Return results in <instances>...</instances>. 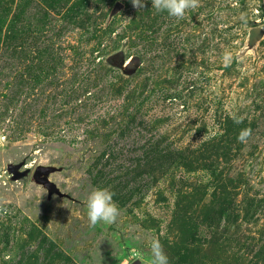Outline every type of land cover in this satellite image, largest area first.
<instances>
[{
    "label": "rangeland",
    "instance_id": "rangeland-1",
    "mask_svg": "<svg viewBox=\"0 0 264 264\" xmlns=\"http://www.w3.org/2000/svg\"><path fill=\"white\" fill-rule=\"evenodd\" d=\"M99 187L119 215L90 226ZM153 239L264 264V0H0V264H151Z\"/></svg>",
    "mask_w": 264,
    "mask_h": 264
},
{
    "label": "clouds",
    "instance_id": "clouds-1",
    "mask_svg": "<svg viewBox=\"0 0 264 264\" xmlns=\"http://www.w3.org/2000/svg\"><path fill=\"white\" fill-rule=\"evenodd\" d=\"M132 6L137 9H143L147 0H130ZM198 0H151V5L157 11L166 12L169 16L182 18L185 10L188 8H196ZM231 54L225 53V63L231 62ZM234 122L241 123V118H234ZM250 135V129L243 128L240 130L237 140L241 143L245 142ZM114 193L107 188L99 187L93 189L86 201L87 219L90 226H95L100 222L105 224H113L119 215V208L113 200ZM151 264H169V257L164 251L161 242L153 239L150 243Z\"/></svg>",
    "mask_w": 264,
    "mask_h": 264
},
{
    "label": "water",
    "instance_id": "water-1",
    "mask_svg": "<svg viewBox=\"0 0 264 264\" xmlns=\"http://www.w3.org/2000/svg\"><path fill=\"white\" fill-rule=\"evenodd\" d=\"M257 30H258V32H259V28H257ZM40 172H41V169L40 168H38L37 170H36V172H35V177H39V174H40ZM42 179V181H44V182H46V183H48V185H49V187H51V184L52 183H49L48 181H47V179L46 178H41ZM132 264H141V261L140 260H136V261H134Z\"/></svg>",
    "mask_w": 264,
    "mask_h": 264
}]
</instances>
